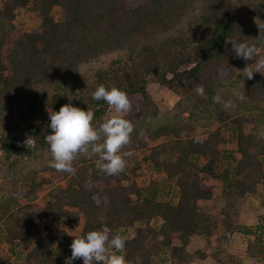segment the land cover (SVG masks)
<instances>
[{"label":"trees","instance_id":"trees-1","mask_svg":"<svg viewBox=\"0 0 264 264\" xmlns=\"http://www.w3.org/2000/svg\"><path fill=\"white\" fill-rule=\"evenodd\" d=\"M241 1L246 14L236 18ZM23 8L39 16L29 31L15 23ZM54 8L62 19L54 18ZM255 20L264 23V0H0V220L11 252L25 264H64L73 241L65 221L80 226L77 236L105 226L121 233L131 264L208 257L240 264L241 255L264 264V217L251 225L240 221L247 194L264 190V72L242 77L238 70L252 61L237 58L228 42L247 40L264 55V29L254 39L260 34ZM150 82L178 96L167 113L148 92ZM99 84L127 93L132 108L124 118L134 131L123 150H141L158 177L143 183L140 167L128 165L106 175L95 167L96 156L75 160V175L49 167L44 137L51 129L43 113L58 111L71 95L74 106L94 112L99 126L109 109L91 99ZM230 99L233 107L225 110ZM215 123L206 136L190 135ZM244 123L252 125L249 132ZM28 135L35 143L26 146ZM209 178L221 183L220 191ZM161 179L168 183L161 186ZM51 182L57 186L42 200L21 202ZM217 193L224 203L208 213L202 203ZM46 219L52 226L37 234ZM236 233L250 237L245 249L223 248ZM195 237L205 243L189 252Z\"/></svg>","mask_w":264,"mask_h":264},{"label":"clouds","instance_id":"clouds-1","mask_svg":"<svg viewBox=\"0 0 264 264\" xmlns=\"http://www.w3.org/2000/svg\"><path fill=\"white\" fill-rule=\"evenodd\" d=\"M260 30L258 38H261V30L264 23L255 20ZM231 42V50L237 58H242L246 63L242 70H238L242 77L253 79L254 73L264 72V55L258 54L255 43L247 40ZM257 57L253 62V58ZM195 92L203 96L205 89L197 84ZM91 99L103 100L114 110V114L106 116L99 126H94V112L84 110L72 104L73 97L69 95V102L62 105L58 111L48 110L50 123L48 127L51 133L44 137L50 152L49 167L57 172L75 175L77 169L74 161L79 157H98L95 167L109 176L119 175L127 167L126 157L132 155L131 151L122 152L125 146L131 143V134L134 125L124 118V114L131 111L132 105L125 91L115 85L105 86L99 84L91 92ZM237 99L243 101L245 93L234 92ZM218 99V98H217ZM233 107L232 100L223 104L225 110ZM259 134L264 136V126L259 129ZM34 138L28 135L24 144H34ZM126 239L117 232L112 233L108 227L99 230H90L75 236L71 245V255L66 257L64 264H74L81 259L83 264H131L124 255Z\"/></svg>","mask_w":264,"mask_h":264},{"label":"rangeland","instance_id":"rangeland-1","mask_svg":"<svg viewBox=\"0 0 264 264\" xmlns=\"http://www.w3.org/2000/svg\"><path fill=\"white\" fill-rule=\"evenodd\" d=\"M246 8L247 4L245 1H241L236 4L235 10L233 11V15L236 18H243L246 14ZM54 18L57 20L62 19V12L59 8H54L53 10ZM15 23L23 30V31H29L32 27H35L39 25V16L36 13L30 12L28 9H19L16 14ZM192 64H188L185 66H181L179 68L183 69L185 67H190ZM171 75H169L170 77ZM148 92L155 100L160 112L162 114L167 113L169 109L173 106L175 101L178 99V96L174 94L172 91L168 90L165 86L156 83V82H150L148 84ZM109 107V106H108ZM114 114V110H112L110 107L108 109V116ZM48 113H43L42 117H47ZM41 118H38L37 120H41ZM217 124L210 125L208 127H202L197 128L195 131L191 132L190 135L192 136H206L210 131L215 129ZM251 124L250 123H244L243 128L245 131L249 132L251 130ZM164 138L159 139L156 142H152V144L159 143L163 141ZM26 157H29V154H27L26 148ZM122 152H126L122 149ZM132 155L130 157H126L127 165L129 167L139 166L140 171L142 173V179L141 181L143 183H147L149 179L153 177H158L157 173L152 170L150 164L148 162H145L142 157V151L136 150L131 151ZM0 157H1V151H0ZM1 181V179H0ZM205 182L207 183H213L216 185L215 190L220 191L221 189V183L218 180H212V179H206ZM168 181L161 179L160 185L164 186ZM66 182L59 183L60 186H65ZM57 186L56 183L51 182L49 183L44 190H42L38 194L31 195L25 199H23L21 202H31V201H40L45 197L46 194H48L50 191H52ZM174 188V194L173 196L176 197L177 195V187ZM19 189V186L15 187L13 190L16 191ZM224 203L223 197L217 193L216 196L209 202H203L202 205L205 208V210L210 213L214 211V208L221 207ZM264 217V190L261 186L258 187L255 194H247L246 197V203L243 205L240 213V221L244 224H255L260 218ZM52 220L46 219L42 221L37 229V234H41L43 232V229L45 226H52ZM154 224V223H153ZM156 224V223H155ZM6 223L4 221V218L2 217L0 220V264H25L23 259L14 255L11 252L10 246L6 244L4 241L1 231L4 229ZM62 226L66 229V231L69 233V236L71 239H74L75 236L78 235V230L80 226H76L72 223H67L65 221L62 222ZM250 237L248 235L234 234L228 243L223 244L222 247L226 248L227 246H232L234 248L238 249H245L246 243ZM205 243L204 240L199 238H193L189 245L187 246V250L189 252H193L198 247L202 246ZM212 246L215 248L217 247L215 243H212ZM24 251V248L20 247L19 250ZM16 250L18 248L16 247ZM10 255V257H9ZM162 255L166 256V252L163 250ZM239 260L240 264H251L250 259L245 256L241 255L237 258ZM8 260V263L6 261ZM162 264H171L170 262H165ZM192 264H215L210 257L206 258V260L203 263H192Z\"/></svg>","mask_w":264,"mask_h":264},{"label":"water","instance_id":"water-1","mask_svg":"<svg viewBox=\"0 0 264 264\" xmlns=\"http://www.w3.org/2000/svg\"><path fill=\"white\" fill-rule=\"evenodd\" d=\"M219 37H220V34H218V35L215 37V39H214V41H213V44L216 43V41L219 39Z\"/></svg>","mask_w":264,"mask_h":264}]
</instances>
